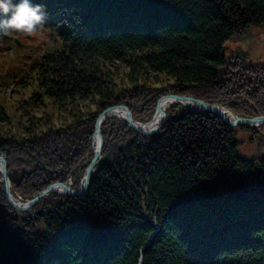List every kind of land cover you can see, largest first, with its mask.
I'll list each match as a JSON object with an SVG mask.
<instances>
[{
	"label": "trees",
	"instance_id": "16d2710c",
	"mask_svg": "<svg viewBox=\"0 0 264 264\" xmlns=\"http://www.w3.org/2000/svg\"><path fill=\"white\" fill-rule=\"evenodd\" d=\"M33 2L49 17L52 42L20 48L4 35L0 47V57L6 56L0 69L7 59L11 64L0 91L27 92L18 94L16 107L0 98V157H6L17 199L28 201L47 186L73 181L55 160L76 152L85 158L94 123L110 107L126 105L141 121L153 114V101L178 90L240 117L264 115V90L249 89L253 82H246L229 91L221 55L235 35L264 30V0ZM10 49L16 58L7 55ZM213 86L218 93L209 91ZM139 91H150V101L135 99ZM130 92L139 93L125 95ZM173 118L168 112L166 132L164 127L147 139L119 119L102 126L103 170L92 175L90 198L73 199L75 216L98 217L111 232L99 251L87 230L64 233L63 197L51 193L18 211L0 192V264H20L37 249L34 232H13L22 226H32L41 240L54 238L38 264H264V159H244L235 129L214 116ZM142 170L149 173L138 177ZM140 178L150 188L141 203ZM80 180L72 184L79 187ZM97 199L99 209L89 210ZM145 202L155 205L161 228L146 251L154 228L136 216Z\"/></svg>",
	"mask_w": 264,
	"mask_h": 264
},
{
	"label": "bare ground",
	"instance_id": "6f19581e",
	"mask_svg": "<svg viewBox=\"0 0 264 264\" xmlns=\"http://www.w3.org/2000/svg\"><path fill=\"white\" fill-rule=\"evenodd\" d=\"M39 3V2H36ZM46 39H52V36L50 35L49 37H46ZM229 44V43H228ZM18 46H24L22 43L21 44H17ZM232 49V47H230V49H228V47H223L221 49L222 51V57L223 58V65L226 66V73H224V76H227L226 79L228 82L226 85L229 86V91L231 92H238L240 85H242V83H244L247 80V76L248 74H246V72L252 71V67L249 64V66H244L247 67L245 69H239L238 71H233L232 67L229 68L228 65V58L225 55V51H229ZM226 52V54H228ZM225 55V56H224ZM260 70V69H258ZM264 80V76H261ZM44 79V78H43ZM247 82H250L247 80ZM217 87H220L221 85H219L218 83L215 85ZM213 86L214 88L211 90H209L212 93H218L217 88ZM261 86V84L258 85H252L249 89L252 90H256V88H259ZM264 86V84H263ZM169 90V89H167ZM140 92V91H139ZM139 92L133 93H127L125 94L126 96H138L137 94ZM175 92V93H174ZM151 92L150 91H141L139 96L135 99H138L139 97L144 98V102H148L150 101L151 96L149 95ZM202 96V94H200ZM155 96H158V94H156ZM231 96V95H230ZM194 97L191 95H183L181 94L178 90L177 91H171V92H166L164 93L159 100H155L152 102V110H153V114L149 117L146 118L144 120H136L134 118V115L132 113V111L130 110V108L126 105H121V106H113L110 108H115V107H120L124 109V112H121L119 110H115L114 112H111L110 114L106 115L103 119H101V127H100V134H101V138H99L98 136L95 137V130H96V124H95V128H94V132L92 135V139H93V143L91 146V152L86 153V157L83 158L82 156H79V153H71L69 155H67L65 157V159H57L55 160L56 163L61 164L66 170H70L73 174V181L77 182L80 180V186L77 187L76 185L72 184L73 181L69 180V183L66 182H58V183H54L52 185H50L49 187L47 186L43 191H41V194L45 191H47L50 187H55V189H53L52 191L50 190L47 194H51V193H55L58 196L63 197L65 200H63L64 204H66V207L63 208V210L66 211L67 217L64 221V225L67 226V228L65 229L64 233H75L80 229H85L88 231L89 236L94 239L93 242V247L99 249V248H104L105 242L109 239H105L107 236H111V232L107 230V228L102 225V223H98L95 220H101L98 217H92L91 220L88 216H82V214H78L77 216L76 213L79 211L78 206H75V204L73 203V199H77V198H90L89 197V188L91 185V181H92V175L94 172L96 171H100L102 172V168H100L103 164H105L104 161V156H103V151H104V145L101 146L100 144V139H103L102 136V126H104L107 122L112 121L114 119H119L124 121L131 129H133L131 127V125L128 123V120L131 122H133L136 126L140 127L143 130H146L148 132V134H141L138 131H136L135 129H133L136 133H138L139 135H141L142 137H144L145 139H147L149 136H155L157 134H159L160 132H162L163 128V134L166 132V130L168 129V127L171 125V121L167 122L168 120V112L174 117L173 120H185L186 117H189V115H197V116H204V115H210V116H214L216 117V115H214V108L217 109L218 115L216 117L217 120H219L224 127H228V128H235V127H247L245 125H237V124H229L227 120L234 122V118H242L238 115H236L235 113L232 112V110L229 107H226L224 105L221 104H214L211 103L208 99H201V100H195L193 99ZM140 99V98H139ZM184 99V100H181ZM108 108V109H110ZM177 108H179L181 110V113L178 115L176 114ZM106 109V110H108ZM105 110V111H106ZM183 110L188 111L187 114L184 113ZM103 111L100 115L102 116L104 114ZM127 112V113H126ZM125 113L128 114L125 116ZM99 117L97 118L96 121H98ZM259 118H264V115H255V118H250L251 119H256V120H260ZM242 119H247V118H242ZM160 121H162L163 123L160 124ZM167 123V125H166ZM255 125V123H254ZM250 128V127H248ZM259 128V127H257ZM255 127L251 128L249 131H256ZM153 131V132H151ZM258 131H261V129H258ZM262 134L264 135V128H262ZM46 133H41V136L45 137ZM43 140V139H42ZM239 142V141H238ZM103 144V142H102ZM244 158V157H243ZM245 159V158H244ZM264 159V158H263ZM263 159H260L258 161H261ZM29 160V157H23L21 159V162H27ZM70 161L72 160H76L77 163L76 165L71 164ZM247 160V159H246ZM109 161L112 162V160L109 158ZM251 161V160H248ZM254 161V160H253ZM90 166L93 167L92 172H91V176L89 179V184L86 188V190H84V184H85V180H86V173H88V169L90 168ZM123 166H128V163H125ZM256 166H259L256 164ZM86 167V168H84ZM146 173H149L148 171H140V175L138 177H142L145 176ZM83 176V177H82ZM136 181H144V184H141L142 190L139 194V197L137 198L139 203L147 201L150 197V188H149V180L147 178H140V179H136ZM10 190V194H11V201H9L7 199V190ZM4 190V198L7 201L8 205L13 208L16 209L18 211H23L26 209H31L34 206H36L41 200H43L44 198H46L47 196H44L42 199H40L39 201H37L34 205L32 206H26L28 205L29 202H32L33 200H35L38 196H36L35 198L25 201V204H22L21 208H16L18 206V200L17 197H14L13 194V183L12 180L9 176V174L7 173V177H4L2 174H0V192L3 193L2 191ZM92 199V198H91ZM21 200V199H20ZM22 201V200H21ZM101 200H95V202H92L89 204V210H94V209H99L98 205L100 204ZM86 202H89L88 199H86ZM93 205H95L94 207H92ZM141 207L144 208V211L142 212L143 214H136V216L138 218H140L141 220H143V222L147 225L150 224L153 228L154 231L152 233L149 234V241L146 244V247L144 248V250L146 251L147 248L149 247V245L152 242L153 237H155L159 232H160V225L158 223V220H156L157 216L155 213V205L153 206V204L151 205V203H142ZM58 208H56L55 210H57ZM95 210V211H96ZM11 215V214H9ZM20 221V220H19ZM149 221L152 223H149ZM87 226V227H85ZM64 229V228H63ZM62 229V230H63ZM61 228L58 229V234H62ZM34 232L39 239L38 240V245H37V249H35V251L29 252L26 256V259L24 260V262L20 263V264H38L41 260V255L44 251V246L45 244H49V247H53L54 245V238L53 239H45V240H41L40 238L43 237L42 235L38 234L35 229L32 226H29L27 228L25 227H16L15 229L13 228V232L17 233V232ZM48 246V245H47ZM46 246V247H47ZM45 247V248H46ZM141 257L142 253H141ZM141 261V259H140ZM139 261V263H140Z\"/></svg>",
	"mask_w": 264,
	"mask_h": 264
},
{
	"label": "rangeland",
	"instance_id": "374dc122",
	"mask_svg": "<svg viewBox=\"0 0 264 264\" xmlns=\"http://www.w3.org/2000/svg\"><path fill=\"white\" fill-rule=\"evenodd\" d=\"M46 36H39L36 39V45L40 46L43 41L45 40ZM229 43V44H228ZM225 47H232V49L229 51H225V55L228 58V65L229 68H233V71H238L239 69H245L249 66V64L252 67V71L246 72L247 80L250 82H253L252 85H258L261 84L259 89L264 90V82H261L263 79L261 76H264V30L260 28H253L247 30L243 34H237L235 35L230 41H228L225 45ZM226 52L228 54H226ZM260 69V70H258ZM247 80L244 82L246 83ZM171 85V84H170ZM11 87H7L4 92L0 91V98L3 101H9L11 105L15 104L16 107V101H18V94H21L23 96H26V93H13V90ZM259 94H264L263 92H260ZM195 100H201L202 98L193 96ZM230 97V96H229ZM264 97V96H263ZM30 98L27 96L25 99ZM31 107H33L32 104H29L27 106V109L25 112H28ZM15 109V108H14ZM217 117V116H216ZM245 118V117H242ZM253 118V117H250ZM247 118V119H250ZM255 118V117H254ZM97 120V119H96ZM97 121L94 123L96 124ZM95 128V126H94ZM244 128H248L244 127ZM242 127H235V131L237 132L238 141L240 144V154L242 157H244L247 160H255L258 161L260 159L264 158V135L262 134V128H264V125L259 126V128L256 129V131H249V129H244ZM258 129H261V131H258ZM103 145L104 141L102 139Z\"/></svg>",
	"mask_w": 264,
	"mask_h": 264
},
{
	"label": "clouds",
	"instance_id": "9594fccd",
	"mask_svg": "<svg viewBox=\"0 0 264 264\" xmlns=\"http://www.w3.org/2000/svg\"><path fill=\"white\" fill-rule=\"evenodd\" d=\"M45 18V9L33 0H0V35L35 37L42 32Z\"/></svg>",
	"mask_w": 264,
	"mask_h": 264
},
{
	"label": "water",
	"instance_id": "95a60500",
	"mask_svg": "<svg viewBox=\"0 0 264 264\" xmlns=\"http://www.w3.org/2000/svg\"><path fill=\"white\" fill-rule=\"evenodd\" d=\"M181 100H184V99H181ZM115 110H119L121 112H124V109L123 108H120V107H115V108H110L108 110H106L104 112V114L102 116L99 117L98 121H97V124H96V130H95V137H99L101 138V134H100V127H101V119H103L106 115L110 114L111 112H114ZM127 113V112H126ZM125 113V116L128 115ZM214 115H218V112H217V109L214 108ZM260 120H256V119H242V118H234V122H231L229 120L228 123L229 124H237V125H245V126H248V127H259V126H262L264 125V118H259ZM128 123L131 125V127L133 129H135L136 131H138L139 133L145 135V134H148V132L146 130H143L141 129L140 127L136 126L132 121L130 122L128 120ZM163 122L160 121V124H162ZM255 123V125H254ZM153 132V131H151ZM100 144L101 146L103 145L102 144V139H100ZM92 169L93 167L90 166V168L88 169V173H86V180H85V184H84V190H86L88 184H89V179H90V176H91V172H92ZM0 173L4 176V177H7V171H6V168L4 166V164L0 161ZM55 189V187H50L47 191L43 192L42 194L39 195V197H37L35 200H33L32 202H29L28 205L26 206H32L34 205L37 201H39L40 199H42L44 196L47 195V193L51 190ZM7 199L9 201H11V194H10V190L8 189L7 190ZM22 205H18L16 208H21Z\"/></svg>",
	"mask_w": 264,
	"mask_h": 264
}]
</instances>
